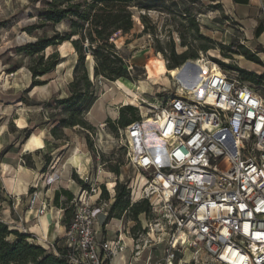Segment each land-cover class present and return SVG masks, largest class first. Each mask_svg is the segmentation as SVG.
Wrapping results in <instances>:
<instances>
[{
  "label": "rangeland",
  "instance_id": "obj_1",
  "mask_svg": "<svg viewBox=\"0 0 264 264\" xmlns=\"http://www.w3.org/2000/svg\"><path fill=\"white\" fill-rule=\"evenodd\" d=\"M44 1L46 0H0V160L6 164L4 166L0 164V179L4 175L6 182V188H2L0 180V221L6 223L9 228L26 230L24 223L26 212L29 210L28 198L33 192L31 188L27 189L26 185L29 178L34 175L32 166L35 160L31 154L17 152L26 144L28 139L26 134L32 132L34 125L46 123L40 127L44 134L54 137L52 135L54 130L58 136L71 143L83 135L95 154L92 166L87 169L88 172H77L74 168L73 170L88 187L91 186L98 192L102 189L101 185H104L107 192V199L100 198L99 195V200L107 202L108 209L95 225L98 235L112 239L115 230L121 224L127 245L118 256L121 264L130 256L136 257L135 264H144L145 261L155 264L162 256L165 244L173 233L174 229L169 224L171 218L167 213L159 211L154 202L139 191L143 179L129 164L126 148L120 141L119 133L122 128L117 129L116 133L112 132L110 126L105 123V116L109 115V119L115 121L119 109L124 105L135 107L139 117L146 111L154 112L153 107L147 105L145 100L159 104L168 97L177 95L181 88L196 83L199 80L200 69L195 68V64L201 56L205 61L218 64L225 71L240 74V69H243L250 72L255 79L249 84L264 97V62L257 56H255L257 60H249L240 49V40L236 38L238 30L232 22L234 17L223 6L225 2L159 0L158 6L153 9L132 7L129 14L135 22L134 27L127 33L114 34L113 40L117 47L123 48L125 56L123 69L126 77L114 81L101 77L94 78L93 59L85 50L91 79L94 82V100L89 105L88 103L85 106L80 105L78 117L93 123L95 128L93 130L81 129L78 126L64 128L58 120L67 117L68 111L62 110V106L56 104L52 98L57 96L60 99L69 94L68 84L72 80L73 66L78 59L71 41H62L44 50L45 55L57 52L60 63L49 73L39 76L38 79L45 82L38 85L33 84L27 68L31 57L16 52L19 46L36 41L39 37H50L56 32L64 35L70 30L69 19L58 23L41 21L38 11L43 7ZM185 7L190 16L184 14ZM140 14L145 15L143 21L139 17ZM190 17L195 20L199 33L205 39L196 37L189 21ZM200 43L205 44L208 49L200 50ZM171 50L176 54L193 52L196 53V57L187 58L181 64L174 65L171 61ZM248 52L252 54L251 51ZM203 63L200 62L201 65ZM176 69L182 74V83L169 73L170 70ZM201 72L204 74V71ZM128 91L138 93L142 100L126 96L124 93ZM90 107L92 111L88 114ZM103 118L104 121L98 124L97 121ZM54 145L55 143L51 142L50 150L53 151V155L55 151L51 147ZM12 150L16 152H9ZM18 157L21 158L20 161ZM112 167H116L118 172H112ZM17 173V178L22 179V185L17 186L14 190L16 196H13L9 192L10 184ZM122 182L129 191L130 204L147 199L148 210L145 213H140L137 217H134L129 209L119 216L115 212L110 213L116 185ZM22 191L24 195H21ZM133 200L135 202H132ZM14 201H18L19 205L16 206ZM13 238V235L8 237L9 240ZM57 244L63 246L64 237H57L52 241V246ZM135 251L138 252L136 256ZM178 258L188 261V264H219L209 258L201 245L191 243L184 246Z\"/></svg>",
  "mask_w": 264,
  "mask_h": 264
},
{
  "label": "built area",
  "instance_id": "obj_2",
  "mask_svg": "<svg viewBox=\"0 0 264 264\" xmlns=\"http://www.w3.org/2000/svg\"><path fill=\"white\" fill-rule=\"evenodd\" d=\"M197 60L205 74L198 84L119 133L143 179L139 191L171 218L173 233L155 264H185L178 254L188 243L219 264H264V97L237 72ZM95 193L84 188L70 202L63 236L69 264H112L126 248L121 224L112 239L98 235L108 205L92 200ZM39 200L31 192L28 209L43 211Z\"/></svg>",
  "mask_w": 264,
  "mask_h": 264
},
{
  "label": "trees",
  "instance_id": "obj_3",
  "mask_svg": "<svg viewBox=\"0 0 264 264\" xmlns=\"http://www.w3.org/2000/svg\"><path fill=\"white\" fill-rule=\"evenodd\" d=\"M216 1V0H210ZM159 0H46L43 7L38 11V16L42 22L51 21L58 23L62 20H70V30L64 35L55 33L53 36H43L37 38L33 43H27L19 46L16 52L24 53L31 57L28 65L32 82L34 85L42 84L39 76H43L52 71L59 63V55L52 52L45 55L44 50L62 41L70 40L75 51L78 54L77 63L73 66L72 80L68 84L69 94L60 98L54 96L53 101L61 105V109L68 111L67 117H61L58 122L62 127L81 126L87 130H93L95 127L89 124L85 119L78 117L80 105L85 106L93 101L94 82L91 79L89 62L86 59L85 50L90 53L93 59V77H101L106 80L114 81L121 77H126L123 69L124 58L123 48L117 47L113 42L114 34L127 33L134 27L129 9L137 7L138 9H153L158 6ZM219 4V3H216ZM184 14L190 16L187 7ZM143 21L144 14L139 15ZM192 28L198 39H205L199 33L198 25L195 20L189 19ZM36 26V25H31ZM184 42V41H182ZM244 55L249 60H257L254 54L249 53L242 45H239ZM200 50H206L205 44H199ZM128 55V54H127ZM196 57V53L182 52L176 54L171 50V61L174 65H179L187 58ZM242 79L250 82L254 76L243 69H240ZM96 99V98H95ZM139 119L137 110L131 105H124L119 109L118 118L115 121L106 119V124L112 132L124 128L133 120ZM28 132L26 136L28 137ZM54 137H59L52 130ZM88 138V135H86ZM112 172L117 173L116 167H112ZM78 181L85 187L88 185L81 179ZM100 198L107 199L108 195L104 185H101ZM130 210L134 217L148 210V201L143 199L130 204L129 191L124 182L116 185L114 201L110 207V213L115 212L118 216L126 210ZM72 214V208L66 209L65 225L69 224ZM14 238L9 240L8 237ZM68 249L65 246L44 247L38 244L29 233H23L17 229H11L6 223L0 221V264H69Z\"/></svg>",
  "mask_w": 264,
  "mask_h": 264
},
{
  "label": "crops",
  "instance_id": "obj_4",
  "mask_svg": "<svg viewBox=\"0 0 264 264\" xmlns=\"http://www.w3.org/2000/svg\"><path fill=\"white\" fill-rule=\"evenodd\" d=\"M220 1L225 2L223 6L234 17L232 22L238 30L236 38L240 40L239 43L243 47L245 46L244 49L247 48V51H251L259 60L264 62V0ZM91 111L92 107L89 108L88 114H91ZM108 116H105V118H109ZM105 118L98 120L97 123L100 124ZM89 124L95 127L93 123ZM44 125L46 123L34 125L32 132L27 137L28 139L26 138V144L17 154H31L32 159L35 160L32 166L34 175L29 178L26 188H31V191L36 190L40 197L38 204L44 203L45 205V209L42 212H37L35 209L27 210L24 223L26 232L34 235L38 244L48 247L57 237L61 238L64 236L66 209L70 202L85 188L78 181L79 178L74 173L73 168L77 171L76 168L78 166L80 172H88L87 169L92 166L95 154L91 146H88L85 136L81 135L74 143L63 137L59 136L56 138L48 134L51 137L50 139L48 135L41 132L40 127ZM78 127L83 129L81 126ZM51 142L55 143L51 147L55 151L54 155L53 151L50 150ZM9 152L16 151L12 150ZM18 160L20 161L21 158L18 157ZM0 164L6 165L1 160ZM17 175L18 173L14 174L10 184L11 190L9 192L13 196H16L14 190L17 186L20 187L22 185V179L21 177L17 178ZM0 180L1 187L6 188L4 175H2ZM22 192L21 195H24V191ZM100 192L98 190V192L93 194L92 200H98ZM14 198L17 200L16 197ZM14 202L16 206L19 205L18 201ZM132 202H135V200ZM103 217V214L99 215L98 221ZM131 239L133 241V238ZM57 246L61 245L57 244ZM133 259H135L134 262ZM135 262L136 257L133 256L122 261L124 264H135ZM182 262L188 264L186 260H182ZM111 263L121 264V259L119 257L114 258Z\"/></svg>",
  "mask_w": 264,
  "mask_h": 264
},
{
  "label": "bare ground",
  "instance_id": "obj_5",
  "mask_svg": "<svg viewBox=\"0 0 264 264\" xmlns=\"http://www.w3.org/2000/svg\"><path fill=\"white\" fill-rule=\"evenodd\" d=\"M195 62V61H194ZM193 62V64H195ZM192 66V65H191ZM194 66V65H193ZM196 67H198V69H200V72H199V80L196 82V83H194V84H192V86L194 85H196V84H198L199 82H200V79L202 78V76L203 75H205V74H202V72L201 71H204V66L203 65H201L200 64V62H199V60L197 61V63L195 64V68ZM161 70V69H160ZM183 70V69H182ZM169 73L171 74V75H173V76H175L176 77V80L177 81H179V82H181L182 81V77H181V73H180V70L179 69H176V70H170L169 71ZM193 75V74H192ZM189 78V77H188ZM188 78H187V80H188ZM184 80V79H183ZM182 83V82H181ZM189 83H190V81H189ZM183 86V85H182ZM185 87V86H184ZM140 88V87H139ZM187 88V87H186ZM144 90V89H143ZM124 92V91H123ZM126 96H128V97H130V98H133L134 100H142V99H140V97L138 96V93H135V92H133V91H128V92H125L124 93ZM152 100V99H151ZM145 102H147V105H149V106H151V107H156L157 106V104L158 103H156V102H153V101H150V100H145ZM147 121H150V119H148ZM77 161V160H76Z\"/></svg>",
  "mask_w": 264,
  "mask_h": 264
},
{
  "label": "water",
  "instance_id": "obj_6",
  "mask_svg": "<svg viewBox=\"0 0 264 264\" xmlns=\"http://www.w3.org/2000/svg\"><path fill=\"white\" fill-rule=\"evenodd\" d=\"M33 42H35V41H33ZM33 42H30V43H33Z\"/></svg>",
  "mask_w": 264,
  "mask_h": 264
}]
</instances>
